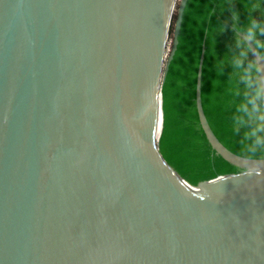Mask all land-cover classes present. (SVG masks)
Returning a JSON list of instances; mask_svg holds the SVG:
<instances>
[{
  "label": "water",
  "instance_id": "water-1",
  "mask_svg": "<svg viewBox=\"0 0 264 264\" xmlns=\"http://www.w3.org/2000/svg\"><path fill=\"white\" fill-rule=\"evenodd\" d=\"M170 1L0 0V264H264V180H242L264 148L234 122L245 0H183L157 161Z\"/></svg>",
  "mask_w": 264,
  "mask_h": 264
},
{
  "label": "clouds",
  "instance_id": "clouds-1",
  "mask_svg": "<svg viewBox=\"0 0 264 264\" xmlns=\"http://www.w3.org/2000/svg\"><path fill=\"white\" fill-rule=\"evenodd\" d=\"M242 7L247 21L239 26L243 44L238 42L240 51L234 57L233 67L240 72L244 96L236 108L234 122L247 129L246 150L255 152L264 148V4L259 0H245ZM234 15L238 20L239 13Z\"/></svg>",
  "mask_w": 264,
  "mask_h": 264
},
{
  "label": "bare ground",
  "instance_id": "bare-ground-1",
  "mask_svg": "<svg viewBox=\"0 0 264 264\" xmlns=\"http://www.w3.org/2000/svg\"><path fill=\"white\" fill-rule=\"evenodd\" d=\"M177 3H178V0H171L169 3L168 9H167L165 23H164V27H163V31H162L160 59H159V64H158L157 73H156L155 81H154V88H153L154 120H153V126H152V130H151V134H150V149L149 150L155 156L156 159H157L156 152L158 154V144H159V142H158V124H157V104H158V102L160 103L161 84L163 82V77H164L163 76L161 79L162 70H163L162 66L164 64L165 51H166L167 43L169 40V33H170L171 25H172L174 11L177 7ZM160 72H161V75H160ZM157 97H159V101H157L158 100ZM159 107H160V126H159V129H160V127H161V104H159ZM159 139H160V131H159ZM167 176L173 182H175V184L179 188H182L190 196L193 195L189 190H187L185 187H183L181 184H179L177 181H175L169 175H167ZM242 180H250V181L251 180H264V173H254V174H251V175L243 178ZM203 196H204V194L200 198H197L194 195L192 197H194L195 199L201 200V199H203Z\"/></svg>",
  "mask_w": 264,
  "mask_h": 264
},
{
  "label": "rangeland",
  "instance_id": "rangeland-1",
  "mask_svg": "<svg viewBox=\"0 0 264 264\" xmlns=\"http://www.w3.org/2000/svg\"><path fill=\"white\" fill-rule=\"evenodd\" d=\"M182 2H183V0H179L178 1L176 10H175V13H174V16H173V23H172V26H171L172 32H171L170 37H169V41H168V45H167V49H166L167 54L165 53V59H164L165 68H166L168 60L170 59V57H171V55L173 53L174 47H175V43H176L175 35H176V31H177L179 13H180V8H181V5H182ZM157 99H159V97ZM156 156H157V152H156Z\"/></svg>",
  "mask_w": 264,
  "mask_h": 264
},
{
  "label": "trees",
  "instance_id": "trees-1",
  "mask_svg": "<svg viewBox=\"0 0 264 264\" xmlns=\"http://www.w3.org/2000/svg\"><path fill=\"white\" fill-rule=\"evenodd\" d=\"M179 1V0H178ZM178 4V3H177ZM176 10V9H175ZM174 13H175V11H174ZM174 16V15H173ZM172 23H173V20H172ZM172 26V25H171ZM171 32H172V28L170 29V33H169V37H170V34H171ZM175 39H176V35H175ZM169 41V40H168ZM167 45H168V43H167ZM166 49H167V47H166ZM165 53L167 54V52L165 51ZM164 59H165V56H164ZM171 59V58H170ZM170 59L168 60V63H167V65H166V68H165V63L163 64V70H162V75H161V72H160V75H161V79H162V77L164 76L163 74H164V70H165V75H166V72H167V69H168V65H169V62H170ZM161 67V68H162ZM164 78H165V76L163 77V82H164ZM163 82H162V84H161V88H162V85H163ZM158 98V97H157ZM157 101H159V99L157 100ZM159 102H158V104H157V124H158V142H159V131H160V129H159V126H160V107H159ZM159 151V150H158ZM157 161H158V154H157ZM181 186V185H180ZM182 187V186H181ZM182 189V188H181ZM185 189V188H184ZM183 190V189H182ZM184 191V190H183ZM186 192V191H185ZM189 192V191H188ZM187 193V192H186ZM190 193V192H189ZM188 194V193H187ZM191 194V193H190ZM192 195V194H191ZM193 196V195H192Z\"/></svg>",
  "mask_w": 264,
  "mask_h": 264
}]
</instances>
